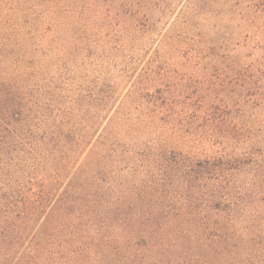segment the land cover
Wrapping results in <instances>:
<instances>
[{"label":"trees","instance_id":"obj_1","mask_svg":"<svg viewBox=\"0 0 264 264\" xmlns=\"http://www.w3.org/2000/svg\"><path fill=\"white\" fill-rule=\"evenodd\" d=\"M179 1L0 0V264H259L264 0Z\"/></svg>","mask_w":264,"mask_h":264},{"label":"rangeland","instance_id":"obj_2","mask_svg":"<svg viewBox=\"0 0 264 264\" xmlns=\"http://www.w3.org/2000/svg\"><path fill=\"white\" fill-rule=\"evenodd\" d=\"M187 2L188 0L179 1L178 5L173 10V13L169 14L168 19H167L168 21L167 25L170 23V21L174 19V16L177 14V12L181 10V7L185 6ZM228 4H229L228 0H208L207 5H205L204 2L201 4L199 9L200 10L202 9L201 11L204 12V16L207 17L206 19L208 21L205 26L203 25L204 22H201V23L198 22L197 25L199 26V31H201V33L204 35V38L206 37L209 41H212V42H216V41H218L219 43L222 42L225 45H228L230 43L231 38H232L231 33L233 31V27L231 23L229 22ZM188 19L192 20V18H189V17ZM205 30L206 32H204ZM262 225H260L259 227H253L250 230V235H254V236L264 235L261 232L262 228H260L262 227ZM168 228H169V225L166 227V230H168ZM151 239L152 240L150 241V244L152 243V246H154L153 243H156L157 240L155 238H151ZM182 243H178L177 248H181L184 245H189V244L192 245V242L190 243L189 240L185 241L184 245L181 246ZM155 248L156 247H154V249ZM173 250H175V248ZM258 258L260 260L259 264H264V250L262 251V253L258 254Z\"/></svg>","mask_w":264,"mask_h":264}]
</instances>
